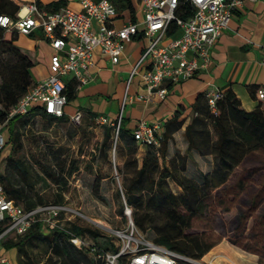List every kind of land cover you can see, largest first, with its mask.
<instances>
[{
	"label": "trees",
	"instance_id": "1",
	"mask_svg": "<svg viewBox=\"0 0 264 264\" xmlns=\"http://www.w3.org/2000/svg\"><path fill=\"white\" fill-rule=\"evenodd\" d=\"M62 3L63 0H58L48 4L44 9L55 11L61 7ZM113 3L116 9L127 8L131 20L135 21V9L131 0H113ZM18 10L19 5L13 0H0V14L14 17ZM193 12L194 7L188 1L179 0L175 11L177 16L186 19ZM176 29V24L172 21L167 28V35L175 33ZM14 38L15 35L12 34L11 38L7 39L3 28L0 27V106L2 109L15 105L35 83L30 74L31 60L14 43ZM76 88L77 84L73 78L65 82L64 92L67 102L74 98ZM257 89H259L258 86L250 88V94L253 95ZM200 97L198 96L197 100ZM203 97L205 104L201 117L193 119L196 127L189 126L185 129L187 151L192 149L200 155H210L212 159L210 169L201 173L199 178L194 179L185 173L186 154L175 153L168 159L166 165L160 162L167 153L168 140L179 127H166L158 147L146 145L140 164L137 163L135 156L136 141L131 132L122 127V118H120L117 133L119 143L123 140L126 147L125 150L122 149L131 158L128 159V163L134 167L130 182L125 186L128 203L137 207L133 212V222L140 229L145 230L149 215L145 210L142 215L139 214V208L142 211L145 206H142L141 197L132 195V190L137 184H140L137 186L138 189L147 184L152 194L147 197L146 202L156 206L155 209L160 213L161 220L160 224L151 226L154 231L151 241L192 259H200L221 240V237L215 234L216 229L213 225L215 214L219 211H229L234 199L248 187L242 177L228 184L231 175L248 155L255 151L264 152V107L261 101L254 109L246 111L241 108L235 94L228 89L222 92V96L217 100L216 111L211 112L204 95ZM27 113H29L28 116H15L8 123L9 139L6 140L5 146L8 143L12 144L11 155L7 158V173H0V182L9 199L18 205L22 203L23 206H20L24 209H31L42 201L31 192L33 182L29 177L28 165L22 158L15 157L14 153L21 147V128L27 125L35 114H39L49 122L56 119L45 113L40 106L31 107ZM58 119L65 121L66 117L62 116ZM175 122V126H178L179 122ZM111 136L112 129L105 127L101 140L103 147ZM71 164L73 165V161ZM72 168L76 169V167ZM247 174H250L249 171ZM168 178L181 188L179 194L176 195L165 187ZM39 180L43 181L41 177ZM59 180L62 184L66 183L64 177H60ZM260 189L248 195L247 206L237 212L233 226L222 238L225 237L231 244L255 254L257 263L264 264V208H261V204L264 203V185ZM61 198L59 194L58 199ZM2 224L3 227H1L4 229L6 222ZM12 235L3 236L0 244L7 249L16 250L17 264H34L30 259L22 260L23 255L27 256L26 241L46 242L51 251L46 259L50 260L52 256H55L54 264H103L100 258H103L106 253L118 251L110 236L74 223L68 227L56 225L49 228L40 221H35L24 233L11 237ZM86 235L91 238V243L77 246L72 242L73 238L83 240ZM224 246L227 247V244ZM227 248L225 252L221 250L220 254L232 261L229 253L237 251L232 247ZM89 254L93 257H89ZM124 260L125 257L121 255L117 261L122 263Z\"/></svg>",
	"mask_w": 264,
	"mask_h": 264
},
{
	"label": "built area",
	"instance_id": "2",
	"mask_svg": "<svg viewBox=\"0 0 264 264\" xmlns=\"http://www.w3.org/2000/svg\"><path fill=\"white\" fill-rule=\"evenodd\" d=\"M77 1L81 6L79 11L67 7L47 11L38 7L35 1H30L22 7L24 13L18 11L14 17L0 14V27L4 31L29 34L39 27L53 50L50 57L52 72L36 81L15 105L7 109L0 106V152L7 140L4 129L15 116H23L33 106L42 107L45 113L54 118L64 116L67 103L64 77L71 76L77 87L87 83L91 78L88 67L92 64L94 47H99L112 63H117L124 42L141 34L147 42L139 60L132 66L129 78L138 74V66L144 63L140 78L148 94L138 98L149 100L154 92L163 98L166 89L161 84L164 80L178 82L208 67L214 42L227 27L232 12L244 2L186 0L194 7V12L182 19L175 13L179 0H137L142 20H127L116 27L112 24V18L116 15L113 0ZM172 21L176 24L177 34L165 41L167 28ZM261 61L264 62V55ZM256 94L258 99L264 100V88L257 89ZM204 96L210 111L215 112L222 91L208 90ZM80 117L78 110L69 118L76 123ZM120 118L119 115L116 120L109 121L107 117L100 116L97 122L112 127L117 136ZM131 134L137 143L144 146L158 147L162 140L160 124H151L143 119L136 122ZM67 210L61 204H42L24 209L6 196L0 182V241L6 234L24 233L35 221H40L46 227L56 226L60 214ZM3 222H6L4 229ZM125 230L114 232L115 235L122 234L125 246L117 252L106 253V264H118L119 256L130 247L131 251H127L130 256L121 264H177L179 260H187L179 253L145 239L132 224L127 225ZM72 242L77 246L85 243L80 238H73ZM1 261L7 262V259L2 258Z\"/></svg>",
	"mask_w": 264,
	"mask_h": 264
},
{
	"label": "crops",
	"instance_id": "3",
	"mask_svg": "<svg viewBox=\"0 0 264 264\" xmlns=\"http://www.w3.org/2000/svg\"><path fill=\"white\" fill-rule=\"evenodd\" d=\"M19 5L20 13H24L22 7L30 1H35L37 6L46 9V6L58 0H13ZM134 6L135 21L142 20V13L139 2L131 0ZM120 5V4H119ZM61 7H67L79 11L81 6L77 0H63ZM60 7V8H61ZM116 15L112 18V24L116 27L131 20L127 8L118 7ZM96 25V23H94ZM141 27V25H139ZM14 34V43L25 52L31 60L30 74L34 82L39 81L51 72L50 57L53 52L41 28L33 29L29 34H21L16 31H4V36L9 39ZM177 32L167 35L165 41L176 35ZM146 38L137 34L129 41L124 42L123 51L117 63H112L107 55H104L99 47L92 50V64L88 67L90 80L76 88L73 98L74 102L68 101L64 107L65 121L55 118L54 121L71 123L70 115L80 111L81 119L85 129H98L101 131V138L106 124L102 128L90 127L92 124H100L97 119L100 116L107 117L114 121L120 115L122 127L132 132L138 120H145L148 123H159L163 133L166 127H179L172 133L168 140L167 153L161 164H167L168 159L175 153L188 155L187 140L185 137L186 127L193 126V119L201 117L204 108V97L206 91L216 89L222 92L230 89L240 101L241 108L246 111L254 109L259 101L256 92L250 94L249 89L258 86L264 88V62L261 61L264 55V0H244L243 5L235 9L228 21L227 27L221 32L210 50L209 65L200 69L194 76L178 82L164 80L161 84L166 89L163 98L156 92L150 95L149 100L139 99L140 95H147L148 91L141 81L140 73L144 70L145 64L138 66V74L129 78L132 66L139 60L146 45ZM65 76V82L71 79ZM198 96H201L197 100ZM24 114L23 117L28 116ZM41 117L35 114L33 117ZM175 121L179 122L175 126ZM74 123V122H73ZM19 129V127H15ZM111 129H113L111 127ZM4 134L9 139L7 129ZM177 136H182L186 143L182 142L181 147L175 143ZM120 145L125 150L123 140ZM12 144L8 143L0 152V173H7V158L11 155ZM146 147L136 142V158L140 164ZM190 151V150H189ZM191 151H193L191 149ZM196 152V151H195ZM201 159L204 157L196 152ZM187 156L185 173L196 179V176L189 175ZM211 167V165H210ZM209 168L203 170L208 171ZM5 258L11 264L15 260L16 250H6ZM8 262V261H7ZM7 262L1 261L0 264Z\"/></svg>",
	"mask_w": 264,
	"mask_h": 264
},
{
	"label": "rangeland",
	"instance_id": "4",
	"mask_svg": "<svg viewBox=\"0 0 264 264\" xmlns=\"http://www.w3.org/2000/svg\"><path fill=\"white\" fill-rule=\"evenodd\" d=\"M72 101L73 99H71V104L74 103ZM262 107H264V102H262ZM80 119L76 123L67 124L62 121L49 122L37 116L32 117L29 123L21 128V147L18 152L14 153V156L22 158L29 167V177L33 182L31 192L36 197H40L42 201L38 205H65L69 210L60 214L56 222L57 226L68 227L74 223L96 229L110 236L118 250L122 249L123 245L125 246V242L122 234L119 236L114 232L116 230L126 231L127 225L132 224L140 235L152 240L154 231L151 226L160 224L161 220L160 213L155 209L156 206L146 202L147 197L152 194L151 190L147 184L141 189L137 188L140 186L137 184L132 190V195L141 197L142 206H145L142 211L139 208V214L142 215L145 210L149 215L145 230H142L133 222V212L137 207L128 203L125 191V186L130 182L134 173L133 165L128 163V159L131 158L120 146L113 129L111 138L103 147L101 145L102 130L82 128L87 125H84ZM90 127L102 128L103 125L92 124ZM182 142L186 143L182 136H177L175 143L178 147H181ZM187 156L189 158L187 173L197 178L203 170L210 167L212 162L210 155H205L200 159L194 150H188ZM72 167L76 169L73 170ZM39 177L43 181L39 180ZM60 177H64L65 184L61 183ZM239 177L243 178L248 186L247 189L234 199L229 211H219L215 214L213 221L215 234L221 237V240L200 259L187 257V260H179L177 264H258L255 254L231 244L227 238H222V236L228 234L237 212L247 206L248 195L260 191L264 185V152L255 151L248 155L231 175L228 184L234 183ZM165 187L176 195L181 192V188L171 178L166 180ZM59 194L62 196L61 199H58ZM20 205L23 206L22 203ZM261 208H264V203L261 204ZM83 240L85 243H91V238L87 235ZM225 244L239 252L229 253L232 261L220 254L221 250L225 252L228 249L224 246ZM25 249L27 256H22L23 261L30 259L34 264H54L56 261L55 256H52L50 260L46 259L51 251L47 243L41 240L26 241ZM131 249L130 247L123 252L125 259L130 256V252L127 251ZM6 250L7 248L0 244V259L5 258ZM88 256L93 257L91 254ZM6 259L8 261L6 264H10L8 258ZM100 259L103 264L108 262L105 256ZM17 261L16 254L11 264H17Z\"/></svg>",
	"mask_w": 264,
	"mask_h": 264
}]
</instances>
